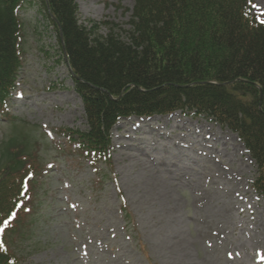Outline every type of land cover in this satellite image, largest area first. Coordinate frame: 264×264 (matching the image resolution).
<instances>
[{
    "label": "rangeland",
    "instance_id": "374dc122",
    "mask_svg": "<svg viewBox=\"0 0 264 264\" xmlns=\"http://www.w3.org/2000/svg\"><path fill=\"white\" fill-rule=\"evenodd\" d=\"M75 3L80 23L128 37L133 0ZM251 13L264 23V0ZM20 16L23 67L0 111V168L28 148L39 173L34 217L8 242L18 264H264V198L238 135L182 111L122 119L108 160L94 164L70 140L88 126L57 38L36 9Z\"/></svg>",
    "mask_w": 264,
    "mask_h": 264
},
{
    "label": "trees",
    "instance_id": "16d2710c",
    "mask_svg": "<svg viewBox=\"0 0 264 264\" xmlns=\"http://www.w3.org/2000/svg\"><path fill=\"white\" fill-rule=\"evenodd\" d=\"M133 1L124 40L114 28L98 34L108 23H80L75 0H0V111L23 67L20 12L36 9L82 100L88 130L70 140L94 154V164L108 160L120 119L182 111L238 135L264 198V23L251 13L253 0ZM31 157L28 148L10 150L0 168V264H18L8 242L35 214L38 195L30 187L39 170L28 166Z\"/></svg>",
    "mask_w": 264,
    "mask_h": 264
}]
</instances>
